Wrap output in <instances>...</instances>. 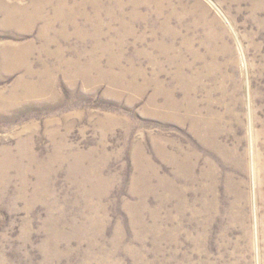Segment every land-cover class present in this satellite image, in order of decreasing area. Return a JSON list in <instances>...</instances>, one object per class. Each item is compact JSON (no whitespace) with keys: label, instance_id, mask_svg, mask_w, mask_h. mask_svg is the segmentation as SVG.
<instances>
[{"label":"rangeland","instance_id":"rangeland-1","mask_svg":"<svg viewBox=\"0 0 264 264\" xmlns=\"http://www.w3.org/2000/svg\"><path fill=\"white\" fill-rule=\"evenodd\" d=\"M0 264H264V0H0Z\"/></svg>","mask_w":264,"mask_h":264},{"label":"bare ground","instance_id":"bare-ground-1","mask_svg":"<svg viewBox=\"0 0 264 264\" xmlns=\"http://www.w3.org/2000/svg\"><path fill=\"white\" fill-rule=\"evenodd\" d=\"M256 162V161H255Z\"/></svg>","mask_w":264,"mask_h":264}]
</instances>
